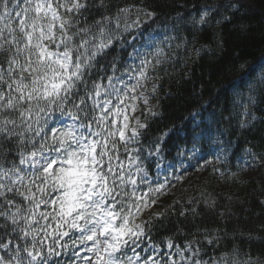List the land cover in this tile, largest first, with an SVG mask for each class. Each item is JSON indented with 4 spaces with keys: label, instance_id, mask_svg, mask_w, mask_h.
<instances>
[{
    "label": "trees",
    "instance_id": "16d2710c",
    "mask_svg": "<svg viewBox=\"0 0 264 264\" xmlns=\"http://www.w3.org/2000/svg\"><path fill=\"white\" fill-rule=\"evenodd\" d=\"M89 4L94 6L83 11L80 27L103 16L115 17L121 8L131 9L121 15L120 27L115 19L108 24L113 42L97 55L90 81L110 91L109 78L117 87L120 79L133 73L138 43L132 38L139 32L164 50V58L153 71L160 79L158 112L147 113L145 127L128 143L127 152L116 138L120 158L112 164H123L126 177L131 175L137 184L136 189L131 183L124 188L126 210L138 196H160L161 191L148 190L158 188L155 181L161 163L176 164L188 149L214 155L197 177L193 204L179 201L143 222L144 236L136 247L140 260L149 258L150 247L174 253L187 252L192 244L199 247L203 260L264 264V0H104V6H99V0H89ZM146 11L153 16L135 30L136 17H149ZM205 11L209 15L200 23ZM92 103L89 99L82 106L89 116L81 113L78 124L88 123ZM68 118L57 112L49 126L58 128ZM108 123L112 124V118ZM8 147L13 150L6 159L0 153L5 166L19 159L15 146ZM219 153L224 160L216 158ZM136 156L138 160L133 159ZM248 161L260 167L254 177L243 171ZM209 195L217 197L214 204L208 202ZM63 230L69 235L60 243L67 247L49 264H75L87 243H80L77 230ZM131 247L123 250L126 256H135Z\"/></svg>",
    "mask_w": 264,
    "mask_h": 264
},
{
    "label": "snow or ice",
    "instance_id": "6c2138e0",
    "mask_svg": "<svg viewBox=\"0 0 264 264\" xmlns=\"http://www.w3.org/2000/svg\"><path fill=\"white\" fill-rule=\"evenodd\" d=\"M91 6L89 0H0V153L6 159L13 150L8 146L14 145L19 157L18 163H0V250L4 252L0 264H49L67 247L60 243L69 235L65 227L81 233L80 243L92 242L88 251L94 257L86 258V264L93 260L94 264H136L140 259L136 247L144 228L131 223L133 209L138 214L156 201L146 193L126 210L124 188L135 185L136 179L126 177L123 164H112L120 158L116 138L127 152L139 132L129 129L127 115L122 127H113L125 110L115 106L110 113L111 100L95 98L111 92L89 79L97 55L113 42L108 24L115 19L120 27L121 15L131 9L121 8L115 17L103 16L80 27L83 11ZM99 6H104V0H99ZM208 15L205 11L199 22L204 23ZM140 75L147 78L145 71ZM108 85L117 97H126L111 78ZM89 99L93 115L88 123L49 126L57 112L74 121H80L81 113L88 118L82 106ZM69 103L72 108L66 107ZM130 245L135 256L123 252ZM186 250L191 256L180 251L186 264H207L197 258L198 246L190 244ZM149 261L158 264L151 256L144 264Z\"/></svg>",
    "mask_w": 264,
    "mask_h": 264
},
{
    "label": "rangeland",
    "instance_id": "374dc122",
    "mask_svg": "<svg viewBox=\"0 0 264 264\" xmlns=\"http://www.w3.org/2000/svg\"><path fill=\"white\" fill-rule=\"evenodd\" d=\"M151 13V12H147ZM153 16L149 15V18ZM149 18L141 19L136 18L135 23L137 26L134 27L135 30ZM133 41L137 44V49L134 55V63L137 65L135 71L131 74L126 75L119 80L118 89L122 93H126V97H117L115 92H112V89L109 91L111 95L102 94L100 100L105 99L111 100V106H109V111H114L115 106H119L121 109L125 110L122 114L116 118L115 127L123 126V116L127 115L129 117V129L137 128V131L142 127H139V124L144 125V120L141 118L143 113L155 114L158 111V102L160 100V95L158 94V88L160 85V79L152 73L154 71V66L159 63L164 58V51L161 45H155L154 41L149 40L147 36H144L142 32L137 33ZM148 61V64L143 63ZM142 71L146 72V77H141L140 73ZM135 89L133 91L132 89ZM154 89V90H153ZM103 97V98H101ZM124 99V103H120V100ZM139 122V124L137 123ZM77 124L72 118L65 120L59 128H65L68 126ZM89 134V132L85 133ZM131 135L129 131L127 133ZM223 154H218V159H222ZM211 156L208 153H201L196 149L186 151L183 155L182 160L179 164H167L166 166L160 165L159 172L155 181V185L160 187L164 185L161 190V194L156 199L154 206H150L148 209L142 210L140 213L136 214L134 212V219L131 220L132 224H143V222L153 216H160L162 212L168 206L174 205L179 201H186L188 204H193L194 202V193L193 186L196 184L198 174L203 169V167L210 162ZM244 171L246 175L254 177L259 172L258 163L251 161L247 162V165L244 166ZM137 184L133 185L135 189ZM217 201L215 195L208 196V202L214 204ZM92 247V242L90 241L86 244L80 254L77 255V261L75 264H86V258L94 257V253L88 251ZM157 254L152 256V258L158 262V264H172V261H176L177 264H186L185 261L180 259V253H172L169 250V253L162 254L161 251L156 252ZM185 257L191 256V253L188 251L184 253ZM199 259V257H197ZM202 262H207V264H220L218 260H201ZM94 264V260H93ZM137 264H144L137 263ZM149 264H152V261H149Z\"/></svg>",
    "mask_w": 264,
    "mask_h": 264
},
{
    "label": "bare ground",
    "instance_id": "6f19581e",
    "mask_svg": "<svg viewBox=\"0 0 264 264\" xmlns=\"http://www.w3.org/2000/svg\"><path fill=\"white\" fill-rule=\"evenodd\" d=\"M220 154V153H219ZM245 166V165H244ZM259 169H260V167H259ZM243 171H244V167H243ZM244 173H245V171H244ZM246 174V173H245ZM248 176V175H247ZM207 259H212V260H217L216 258H207ZM207 259H205V260H207Z\"/></svg>",
    "mask_w": 264,
    "mask_h": 264
}]
</instances>
